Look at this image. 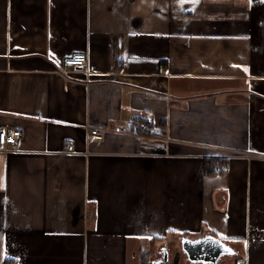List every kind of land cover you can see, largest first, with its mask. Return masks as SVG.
<instances>
[{
  "label": "crops",
  "instance_id": "obj_1",
  "mask_svg": "<svg viewBox=\"0 0 264 264\" xmlns=\"http://www.w3.org/2000/svg\"><path fill=\"white\" fill-rule=\"evenodd\" d=\"M2 127L0 264H264V0H0Z\"/></svg>",
  "mask_w": 264,
  "mask_h": 264
},
{
  "label": "water",
  "instance_id": "obj_2",
  "mask_svg": "<svg viewBox=\"0 0 264 264\" xmlns=\"http://www.w3.org/2000/svg\"><path fill=\"white\" fill-rule=\"evenodd\" d=\"M182 247L192 262L216 263L222 254L234 252L226 242L211 234L197 239L184 238ZM163 255L166 260V249ZM164 259L158 261V263H162Z\"/></svg>",
  "mask_w": 264,
  "mask_h": 264
},
{
  "label": "rangeland",
  "instance_id": "obj_3",
  "mask_svg": "<svg viewBox=\"0 0 264 264\" xmlns=\"http://www.w3.org/2000/svg\"><path fill=\"white\" fill-rule=\"evenodd\" d=\"M171 240H175V243L170 245ZM153 244H154L153 242L146 243V247L147 246L152 247ZM180 245H181V243H180ZM180 245H179V240H177L176 236L173 234L168 236V238L166 239V242H164L163 239L157 240V246L155 248L156 253L154 256H151L149 261L151 262V264H153L154 262L156 264H213V263L202 262V261H199L197 263H193L192 261L189 260L186 252L184 251V249ZM165 249L167 251L166 260L164 259V255H163ZM150 250L154 251L153 247ZM147 253H149L148 249L146 250V254ZM152 258L153 259L155 258V261L153 260V262H152ZM162 259H164V261L162 263H158V261H161ZM219 262H220V264H223V262L225 264H233L234 260L229 256V253H226V254H222L220 256Z\"/></svg>",
  "mask_w": 264,
  "mask_h": 264
},
{
  "label": "built area",
  "instance_id": "obj_4",
  "mask_svg": "<svg viewBox=\"0 0 264 264\" xmlns=\"http://www.w3.org/2000/svg\"><path fill=\"white\" fill-rule=\"evenodd\" d=\"M85 64H87V54L85 52H76L66 57L63 61V65L65 66ZM143 126L146 127V125ZM20 135L21 131L19 129L7 127L0 128V147L9 151L8 145H16ZM86 137L88 139H101L103 137V132L98 128H90ZM70 143H72L71 140ZM216 171L220 172L221 166H217Z\"/></svg>",
  "mask_w": 264,
  "mask_h": 264
},
{
  "label": "trees",
  "instance_id": "obj_5",
  "mask_svg": "<svg viewBox=\"0 0 264 264\" xmlns=\"http://www.w3.org/2000/svg\"><path fill=\"white\" fill-rule=\"evenodd\" d=\"M146 133H148L149 132V130L148 129H143ZM219 163V159L218 158H208L207 160H206V167L207 168H209V170H210V166L212 165V166H215L216 164H218ZM145 264H146V262H145Z\"/></svg>",
  "mask_w": 264,
  "mask_h": 264
},
{
  "label": "flooded vegetation",
  "instance_id": "obj_6",
  "mask_svg": "<svg viewBox=\"0 0 264 264\" xmlns=\"http://www.w3.org/2000/svg\"><path fill=\"white\" fill-rule=\"evenodd\" d=\"M220 258V257H219ZM213 264H220V262H219V259L217 260V262L216 263H213Z\"/></svg>",
  "mask_w": 264,
  "mask_h": 264
}]
</instances>
